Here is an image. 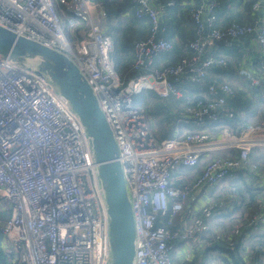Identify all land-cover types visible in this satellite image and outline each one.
Here are the masks:
<instances>
[{
	"label": "built area",
	"instance_id": "1",
	"mask_svg": "<svg viewBox=\"0 0 264 264\" xmlns=\"http://www.w3.org/2000/svg\"><path fill=\"white\" fill-rule=\"evenodd\" d=\"M199 1L203 3L190 13L197 29L187 47L192 54L158 68L156 61L174 47L161 37L166 31L162 0H132L136 18L148 21L151 31L134 45L133 76L122 78L112 59L106 12L98 3L0 0L1 26L68 56L92 87L120 151L135 221L134 264H175V244L203 243L218 208L208 202L191 212L189 198L203 192L208 199L234 169L248 163L252 150H264V125L222 130V139L194 131L159 140L154 115L135 103L145 92L164 100L181 98V86L200 84L212 70L227 66L223 56L209 50L233 49L246 37H255L261 53L258 68L264 72V1L253 5V24L210 30L219 22L217 2ZM233 95L227 83L210 85V99L187 107L177 121L216 122ZM232 150L238 158L206 159ZM202 162L201 174L187 179L184 170ZM176 180H183L181 186ZM6 213L10 215L4 217ZM178 218L180 224L172 231ZM163 219L166 224L158 225ZM261 222L264 218L256 214L249 224ZM108 232L97 166L77 115L50 81L0 60V264L3 251L12 264H109ZM235 233H240L239 226Z\"/></svg>",
	"mask_w": 264,
	"mask_h": 264
},
{
	"label": "crops",
	"instance_id": "2",
	"mask_svg": "<svg viewBox=\"0 0 264 264\" xmlns=\"http://www.w3.org/2000/svg\"><path fill=\"white\" fill-rule=\"evenodd\" d=\"M238 1H245V0H237L234 2H238ZM260 1L261 3H263L264 0H260ZM181 2H185L186 4L187 0H181ZM233 4L234 3H232V5ZM58 10L61 11V7H59ZM178 12L180 14L179 10L177 11V13ZM232 12H234V14L243 21L247 20V17L249 15L248 14L249 11L243 8L242 9L235 8L234 10H232ZM122 15L123 14H121L116 20H114L115 28L111 26L112 28L110 29V32L108 34L111 37H114V39L118 38L117 41L119 46L117 47V43L115 45V43L113 42V46H114L113 53L122 56L121 58H123L124 61L118 63V65H117V61H115V58L113 59V61L115 66H117L119 69L118 71L120 72V76L122 78H127L129 77V75L127 74L126 67L131 63L133 59L134 45L136 42L131 44V46H129L126 49V52H121L122 44H123L122 42L125 43L126 39L123 37L122 32H120L119 35H117L116 33L121 29L122 31L123 30L125 31L127 28V21H123L121 19ZM175 16L177 17V15ZM242 23L247 24L246 21ZM163 26L167 27L165 24ZM192 31H193V27L186 25V23L183 20L182 22L177 21V23L173 25L172 28L170 29V32L167 35V39H170L172 42H175L180 46L179 47L180 49L178 48L176 52L171 54V56L169 57L171 63L176 62L178 61V59H181L187 55L192 54V52L187 49L189 43L191 42L192 33H193ZM162 34L161 36L165 38V36H163ZM208 53H212L215 56L218 55L223 56L227 61V67L215 68L214 70H212L210 73L207 74L205 80L200 82V84H185L181 86L180 91L182 94V98L184 97L186 98V100L195 101L196 98L203 97L205 98L206 101L210 99L208 96V88L210 85H220L227 83L233 88L234 95L232 97H229L226 100L224 107H222L218 111L219 117L222 119V124L219 125L218 127L219 129L217 130L216 134L214 135L215 137L213 138L222 139L223 134H220L222 130L223 131L229 130L232 132L238 130L241 126H245V127L263 126L264 125V72L258 68V62L261 53L256 39L254 37H246L243 39H239L235 42V46L233 49L229 50V49H225L224 47H218L212 51L209 50ZM124 55H126V57H124ZM159 60L160 59L156 61L157 67L160 66L162 67V65H166L163 63L159 64L158 63ZM242 72H246L250 78L242 74ZM252 82H260V85L258 86L254 85ZM189 88H191V91L189 90ZM161 100H162L161 102L163 103L164 99ZM191 104L190 106L192 107L195 106L194 104L192 105ZM179 108H180L179 110H181L182 105L179 106ZM229 114H231L232 117H229ZM191 121H196L198 123L202 122L201 120H197V119H190L188 122L190 123ZM188 122L182 121L181 123H179L182 124L181 127L175 126V132L178 135L176 138H179L184 134L185 130L182 126L184 124H189ZM229 122H231V124H229ZM208 132H210L211 134L213 133V131L211 130H209ZM252 158L254 159L252 160ZM184 175L187 179H191L186 174ZM199 175L200 174H198L197 176ZM231 177L233 178L238 177L239 179L240 178L245 179L246 181H248L247 183H249V185L247 184L248 188L264 189V150H260V149L252 150L250 153L248 163L243 164L238 168L234 169L232 171ZM241 179L239 184L242 183ZM182 183L183 180L175 181V184L177 186H181ZM225 183H226V187H224V189L216 190L208 197L210 198L209 203L214 206H217V208L220 209L227 208L230 203L229 197H227L228 194L227 191L229 190V186L233 182L230 180L227 182L222 181V183H220L217 186V188L221 184H225ZM205 201H207V197L203 195V192H196L187 202L188 209H191V212H196L199 207L203 206ZM256 214H258L261 218H264V203L258 206ZM237 215L238 214H235V216ZM251 219L247 222L246 229H244L243 232H242L243 224L240 223V221H237V224L233 226V230L232 228L228 227L229 224L222 226L225 227V230H220L215 234V240H214L215 242L213 243L209 242V243L192 244V245L182 244V243L175 244V249L172 254L175 264L177 263L189 264L195 261L198 264H242L243 258L249 264L257 263L254 262V260L256 259L254 258L255 252L253 253L251 251L252 253L251 254L249 251L246 253L242 251V253H240V255L238 256L237 262L233 261L232 257L228 253L231 252V250L228 249H234V245H233L234 241L237 245L236 247L240 249L247 247L249 245L251 246L252 243L260 241L261 238L264 236V222H261L259 223V225L254 227L249 224ZM238 226L240 227V233L236 234L235 231ZM229 236L233 237V242L228 239ZM235 238H237V240ZM247 250L249 249L247 248ZM261 250H262L261 253L264 254V247H261ZM1 254L3 258V264H12L11 256L8 253H5L3 251L1 252ZM177 258H179L180 263L178 262ZM227 258L229 259L226 260ZM261 259H262L261 260L262 264H264V255L261 257Z\"/></svg>",
	"mask_w": 264,
	"mask_h": 264
},
{
	"label": "trees",
	"instance_id": "3",
	"mask_svg": "<svg viewBox=\"0 0 264 264\" xmlns=\"http://www.w3.org/2000/svg\"><path fill=\"white\" fill-rule=\"evenodd\" d=\"M92 2L98 3L106 12V20H107V34L110 32V29L113 26L115 28V21L121 14L122 20L127 21V28L126 30L117 31V35H119L120 32H122L123 37L126 39V42H122V51L126 52V49L131 46L134 42H138L141 40L147 39L150 35V24L148 21H141L138 20L135 16V6L132 4V0H91ZM171 0H162V5L164 9V15L162 17V24L166 25V31L162 34L167 39V35L170 32V29L173 25L177 23V21L182 22V20L186 23V25L191 26L195 28V24L193 23L190 13L192 9H197L203 2L199 0H187L186 4L185 2H181V0H173L175 1V4L173 6H168V3ZM208 1V0H205ZM204 1V2H205ZM237 0H216L217 6L215 8V14L217 18H219V22L214 24L212 27H208V29H214V28H226L234 23L242 24V22L246 21L247 24H253L254 19L257 17V14L255 15L252 11L254 3L257 2V0H245V1H238ZM232 3H234L232 5ZM184 5V6H183ZM235 8H243L247 9L249 11V15L247 17V20H241L239 17H237L232 10ZM180 11L177 13V11ZM177 15V17L175 16ZM115 31V30H114ZM192 38L191 41L194 40L197 36L196 34V28L192 31ZM121 34V36H122ZM109 35V34H108ZM110 36V35H109ZM116 37V36H115ZM162 37V36H161ZM113 42L117 43L118 45V38L112 37ZM173 44V50L162 56L159 60V64H167V65H174L178 61L171 63L169 57L171 54L175 53L176 50L180 47L177 43L172 42L170 39H167ZM180 49V48H179ZM112 59L115 58V61L118 63L124 61L122 56L112 53ZM126 57V55H124ZM135 60V54L133 53V59L131 63L126 67L127 68V74L129 77L133 76L132 71V65ZM161 67V66H160ZM159 68V67H158ZM115 69L117 73L120 75V72L118 71V67L115 66ZM127 77V78H129ZM191 91V88H189ZM162 100L156 96L152 92H145L135 98L136 105L144 107L147 112L152 113L156 119V137L159 140H168L176 138L178 135L175 132V126H180L182 124H179L180 122L177 121V119L185 112L186 108L190 106V104L196 105L199 101H205V98H196L195 101L186 100V98H179V99H166L163 100L164 102H161ZM191 104V105H192ZM167 105V106H166ZM182 105L181 110H179V106ZM166 108V109H165ZM179 110V111H178ZM203 119H201L202 121ZM238 120V119H237ZM178 124V125H177ZM222 124V119H219L216 122H213L209 120L208 118H204V120L200 123L196 121H191L189 124H184L182 127L184 128L185 132H194V131H213L212 136L216 134L217 130L219 129V125ZM231 124V122H229ZM238 151L232 150L231 152H216L214 154H211L208 158V160H212L218 157L226 158V159H236L238 157ZM205 163H201L198 167L193 169H187L184 170L185 174L189 178H195L198 174H201L203 166ZM241 179V178H240ZM240 179L238 177H231L228 176L223 181H232L231 185L229 186V190L227 191V197H229L230 203L229 206L225 209L218 208V215L214 219L213 223V229L212 232L209 233L207 237L203 239V243H213L215 242V234L220 230H225V226L227 224L229 228H232L237 224V221H240V223L243 224L242 232L244 229H246L247 222L257 213L258 206L260 204L264 203V189L261 188H248L247 183L245 179H241L242 183L238 185L240 182ZM251 184V183H250ZM218 186V185H217ZM217 186L213 188L210 192L212 194L214 191H216ZM191 198V197H190ZM189 198V199H190ZM210 202V198L207 199L204 203ZM235 214H238L235 216ZM10 214L6 213L3 216L8 217ZM225 220V221H224ZM220 222V223H219ZM177 225L180 224V219L178 218L175 222ZM166 224V219L162 220L158 225L164 226ZM176 224L171 228L172 231L176 230ZM221 225V226H220ZM231 230V229H230ZM231 230V231H232ZM228 239L233 242V237L229 236ZM237 240V238H235ZM223 241V240H222ZM234 249H228L231 250V252H228L230 256L232 257L233 261L237 262L238 256L242 251L244 253L251 251L254 253V262H257L259 264H262L261 257L264 255L261 253V247H264V236L261 238L260 241H257L255 243H252V245L244 247V248H238L236 247L235 241L233 242ZM222 248V247H221ZM247 248L249 250H247ZM220 249V248H218ZM251 249V250H250ZM223 250V249H221ZM241 250V251H240ZM227 252V251H226ZM252 254V253H251ZM227 258L226 260H228ZM231 260V261H232ZM240 260V257H239ZM189 264H198L195 262L189 263ZM242 264H249L246 262V260L243 258Z\"/></svg>",
	"mask_w": 264,
	"mask_h": 264
},
{
	"label": "water",
	"instance_id": "4",
	"mask_svg": "<svg viewBox=\"0 0 264 264\" xmlns=\"http://www.w3.org/2000/svg\"><path fill=\"white\" fill-rule=\"evenodd\" d=\"M0 60H8L50 81L77 115L89 139L104 194L109 264H134L135 221L120 151L92 87L68 56L1 25Z\"/></svg>",
	"mask_w": 264,
	"mask_h": 264
},
{
	"label": "rangeland",
	"instance_id": "5",
	"mask_svg": "<svg viewBox=\"0 0 264 264\" xmlns=\"http://www.w3.org/2000/svg\"><path fill=\"white\" fill-rule=\"evenodd\" d=\"M257 1H260V0H257ZM212 22L214 21V19L213 18H211L210 19ZM65 26H66V23L65 22H63V27H64V30H65V33L67 34V31H66V29H65ZM196 28V27H195ZM195 28H193V30H195ZM196 31H197V29H196ZM251 37H254V36H251ZM255 38V37H254ZM189 56V55H188ZM225 67H227L226 66V64L224 65V66H222V68H225ZM226 70V69H225ZM173 99H175L174 97H173ZM254 158H252V160H253ZM256 182V181H255ZM238 185H240L239 183H238ZM224 187H226V183L225 184H221L216 190H222V189H224ZM177 260H178V262L180 263V260H179V258H177ZM174 261V260H173ZM175 263V262H174ZM177 263V262H176ZM178 264V263H177Z\"/></svg>",
	"mask_w": 264,
	"mask_h": 264
}]
</instances>
